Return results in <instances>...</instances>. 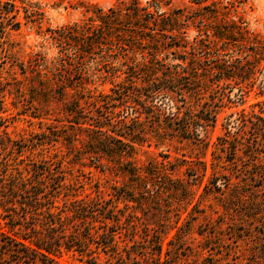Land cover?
Returning a JSON list of instances; mask_svg holds the SVG:
<instances>
[{
	"label": "trees",
	"instance_id": "1",
	"mask_svg": "<svg viewBox=\"0 0 264 264\" xmlns=\"http://www.w3.org/2000/svg\"><path fill=\"white\" fill-rule=\"evenodd\" d=\"M190 1L195 10L173 8L171 0H121L107 10L86 7L89 17L84 23L46 31L57 56L49 59L40 52L22 63L26 82L46 102L57 94L55 100L68 121L45 134L44 141L63 139L76 159L87 158L103 172L123 174L128 185L113 188L110 199L98 194L63 199L60 204V196L69 189L63 168L56 169L51 161L20 159L17 141L0 125V211L10 225L8 232L0 231L2 255L16 264H56L63 250L87 256L89 264H102L96 256L101 252L124 258L112 228L124 226L128 216L142 210L158 173L153 165L134 164L138 149L161 148L174 140L205 149L217 123L216 102L224 100L233 84L250 92L258 75L263 77L258 92L263 99L252 110L242 109L226 119L225 135L219 138V150L226 157H214L205 195L214 196L227 213L236 209L258 221L261 231L251 230L247 238H256L255 246L264 253V37L252 34L244 19L235 20L234 3ZM23 3L19 7L14 0H0V62L8 59L13 66L18 63L7 36L21 27L20 9L28 23L43 28L39 5ZM190 30L196 35L187 40ZM98 73L124 78L114 83L112 94L70 96L68 89L76 91L73 77ZM208 93H213L212 102L202 104ZM239 152L247 164H236ZM201 166L206 176L207 164ZM120 203L137 211L123 214ZM133 223L127 225L132 228ZM241 233L245 238V228ZM166 234L158 232L148 241L156 249L149 253L146 248L145 260H161Z\"/></svg>",
	"mask_w": 264,
	"mask_h": 264
},
{
	"label": "rangeland",
	"instance_id": "2",
	"mask_svg": "<svg viewBox=\"0 0 264 264\" xmlns=\"http://www.w3.org/2000/svg\"><path fill=\"white\" fill-rule=\"evenodd\" d=\"M14 1L19 7L24 6L23 2L36 3L40 11L44 12V21L43 28L40 30L36 24L27 22L26 12L20 9L18 20L21 22V27L10 31L7 36L8 42L13 46L12 57L18 65L13 66L8 59L0 62V95L3 96L0 125L13 140L17 141L20 159H24L26 163L32 160L40 164L43 160L51 161L56 165V169L63 168L66 172L65 183L69 189L68 193L60 196L58 200L60 204L63 199L93 198L98 194L104 196L105 199H110L113 188L128 185V178L123 174L103 172L95 168L87 158L76 159L69 152L63 139L56 142L44 141L45 134L51 133L56 126L63 128L64 125H68V121L61 104L55 100L57 94L53 99L51 97V101L46 102L45 98L41 97L26 82V67L22 71L21 65L22 63L26 65L30 56L36 53H44L49 59L58 55V49L53 45L49 38L50 35L46 33L48 29L57 30L74 24H82L89 17L86 7L96 6L107 10L121 0ZM148 1L150 0H140L142 4ZM171 1L173 8H183L187 11L197 8L190 0ZM223 1L234 3L237 10L235 15L238 17L235 20L244 19L252 34L264 37V0ZM195 35V31L190 30L186 35L189 37L186 38L192 40ZM139 59L141 60V57ZM80 68L82 67L75 68L74 72ZM258 76H260L259 81L250 92L233 84L232 88L226 92L224 100L216 102L214 109L217 112V123L207 135L205 149H199L191 143L177 140L169 141L161 148L145 145L138 149L132 160L137 167H151V165L157 167L158 173L153 178V189H151V194L146 196V200H142L141 211L138 210L134 216H128L124 226L112 228L117 231L116 240L124 258L113 259L101 252L96 254L100 263L264 264V253L260 252L258 246H255L256 238H253V241L252 238H247L251 230H254V233L261 231L262 227L259 226V222L243 217L242 212L236 209L227 213L219 206L214 196L205 195V186L213 173L214 157H226V154L219 150V138L225 135L223 125L226 119L232 114L235 116L242 109L252 110L253 105L263 99L258 94L259 83L263 77ZM123 78L124 75L121 78H106L105 74L99 73L90 78L75 76L71 82L76 85V91L68 89V92L70 96L80 92L83 97L112 94L111 89L114 83L121 82ZM15 79L19 82L16 83ZM56 88L58 87L55 86L53 90ZM245 91L248 92L246 98L240 100L239 95ZM212 96L213 93L206 94L202 104L211 103ZM258 109L255 107V110ZM77 147H80V144ZM261 156L264 162V154ZM235 161L237 165L247 164L241 152ZM202 162L207 164L206 176H203L205 172L200 170ZM191 167H197L199 170L196 171ZM167 170V173L171 175L169 176L170 183L166 182ZM119 208L123 214L135 210L131 209L130 205L125 206L124 203H120ZM132 221L135 223L131 224L133 227L130 228L127 223ZM9 226L8 220L2 216V211H0V231L8 232ZM244 228L247 232L245 238L241 233ZM158 232L167 233L163 239L161 260H145L144 255L148 252L145 249L150 247L149 253H153L151 249H156L148 244V241L155 240ZM0 239V264H16L6 255H2L3 242L1 241L4 238ZM88 259L87 256L67 250H63L55 257L56 264H89Z\"/></svg>",
	"mask_w": 264,
	"mask_h": 264
}]
</instances>
